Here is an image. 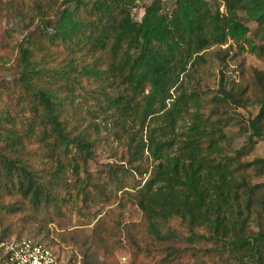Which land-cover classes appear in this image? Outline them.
I'll return each mask as SVG.
<instances>
[{"label":"trees","instance_id":"trees-1","mask_svg":"<svg viewBox=\"0 0 264 264\" xmlns=\"http://www.w3.org/2000/svg\"><path fill=\"white\" fill-rule=\"evenodd\" d=\"M74 1V8L54 16L42 4L33 8L38 32H29L19 49L16 74L7 83L13 95L0 106V214L59 225L68 213L97 218L100 207L131 199L148 234L165 244L166 258L188 250L174 245L176 232L162 230L176 217L188 229L186 241L212 242L230 264H264V227L248 229L253 214L264 212V183H252L264 174V157L247 161L245 149L231 155L224 145V129L234 119L225 107L256 106L241 127L250 132L249 143L264 140V72L255 70L248 81L241 70L222 88L215 100L224 114L214 108L205 116L198 91L188 93L185 102L195 111L184 138L176 145L173 138L160 139L173 130L184 104L172 92L204 61L206 49L231 40L264 55V43L253 39L264 40V0H175L171 9L152 0L142 5L140 20L132 9L143 0ZM60 48L69 57L56 61ZM236 54L228 47L221 58ZM90 85L92 110L75 100ZM97 111L104 130L125 137L129 149L124 163L107 164L101 177L89 166L102 140L93 121ZM154 120L160 132L156 127L144 137Z\"/></svg>","mask_w":264,"mask_h":264},{"label":"rangeland","instance_id":"rangeland-1","mask_svg":"<svg viewBox=\"0 0 264 264\" xmlns=\"http://www.w3.org/2000/svg\"><path fill=\"white\" fill-rule=\"evenodd\" d=\"M0 5V106L6 107L5 99L13 95V89L7 86V83L13 81V75L16 74V64L19 49L25 45L27 34H37L39 20L34 17L33 8L35 4H42L46 8L45 13L49 16L62 10L65 6L71 9L75 7V1L69 0L66 5L64 0H3ZM152 0H143L139 6L132 9V15L140 20L144 9L142 5H147ZM212 1V0H209ZM166 9H171L175 0H162ZM50 5L52 8H47ZM254 29V24L248 23ZM41 28V27H40ZM52 33L51 28L46 29ZM253 37V33L247 34ZM257 43H264L258 38H254ZM244 48L239 47L233 41L229 40L223 45H214L206 49L204 61L191 68L188 75L180 77L181 87L172 92L173 99L184 103L181 108L180 116L177 117L176 124L170 133L160 135L162 140H171L174 145L180 139H183L190 124L192 123V113L195 107L189 102H185L186 95L192 91H198L200 95V110L205 116L211 114L212 109H218V103L215 97L222 91V88H229L233 81L237 80L241 70L244 71L245 80L250 81L254 71L264 72V55L258 56L248 50L247 44L243 43ZM231 48V54L235 57H228L222 60V51ZM60 51L56 54V61H62L69 57L67 51ZM241 67L242 69H240ZM221 79L224 84L221 85ZM92 85L87 88V95L76 98L77 103H83L82 106L96 109L95 100L91 97ZM95 89V88H93ZM18 91V89H17ZM120 91V90H119ZM118 90H111L109 93L116 94ZM101 100V96L99 95ZM9 103V102H8ZM229 115L234 118L230 124L225 127L226 139L224 145L229 154L234 155L238 150L247 151L246 160L251 161L255 158L264 157V140L253 138L249 143L250 132L244 130L241 125L248 116L257 113L256 106L247 108H228ZM219 108L218 111L223 113ZM224 114V113H223ZM214 116V115H213ZM95 122L100 124L102 140L96 149L94 158L90 160L89 166L92 172L101 177L106 170V165L121 164L123 155L128 151L127 139L117 140L111 131L104 130V117L99 111L94 115ZM240 118V119H239ZM110 123L111 121L108 120ZM160 120L153 121L145 127L143 135L156 128L158 132ZM111 124H108V128ZM139 135V133H138ZM175 147V146H174ZM149 169L152 168L153 161L149 157ZM137 175V174H136ZM148 175V174H147ZM252 183H264V174L252 180ZM264 192V188H263ZM97 209V208H96ZM21 216H10L4 219L0 214V236L4 226L7 228L9 236L33 237L45 244L50 243L53 248L62 256L64 261L72 260L79 264H230L232 260H226L227 254H216L213 251L212 242L197 240L194 242L186 241L185 237L189 234L188 229L180 222V219L174 217L169 222L164 223L162 230L172 229L178 236V241L174 243L176 247H182L183 250L177 252L174 256L165 257L167 250L165 244L152 238L146 229V221L137 205L131 199H123L122 202H114L98 209V217L93 213L90 216H83L80 213H68L66 218L59 222V225L49 221L36 219L29 222L23 221ZM259 227H264V212H256L249 223V231L255 232ZM20 233V235H18ZM103 237V241H98ZM184 239V240H183Z\"/></svg>","mask_w":264,"mask_h":264},{"label":"built area","instance_id":"built-area-1","mask_svg":"<svg viewBox=\"0 0 264 264\" xmlns=\"http://www.w3.org/2000/svg\"><path fill=\"white\" fill-rule=\"evenodd\" d=\"M0 264H71L46 244L30 237L0 240ZM76 264V263H73Z\"/></svg>","mask_w":264,"mask_h":264}]
</instances>
